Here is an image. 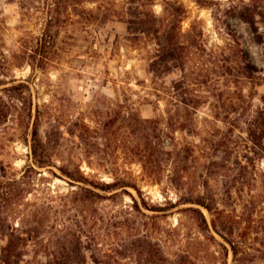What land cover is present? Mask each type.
Listing matches in <instances>:
<instances>
[{
    "label": "rangeland",
    "instance_id": "1",
    "mask_svg": "<svg viewBox=\"0 0 264 264\" xmlns=\"http://www.w3.org/2000/svg\"><path fill=\"white\" fill-rule=\"evenodd\" d=\"M136 1H65L48 22L51 0H0V190L24 188L0 200L23 238L10 263L78 239L81 264H263L264 0Z\"/></svg>",
    "mask_w": 264,
    "mask_h": 264
},
{
    "label": "trees",
    "instance_id": "2",
    "mask_svg": "<svg viewBox=\"0 0 264 264\" xmlns=\"http://www.w3.org/2000/svg\"><path fill=\"white\" fill-rule=\"evenodd\" d=\"M65 1H71V0H51V2L48 4V8H47V13H49V18H48V22L52 21L55 18H58L59 14H61L64 11H66V9L64 8V2ZM135 2H137L136 0H128L129 4H134ZM132 6V5H130ZM62 8V9H61ZM131 8V7H128ZM250 24H252L250 22ZM55 25H53L54 27ZM52 25H49L45 27V29H47L46 33L44 34L47 36H50V38L53 37V35L50 32V30H52ZM254 30L256 31L255 27ZM167 38H169V35L167 36ZM44 42H47L46 39L44 38ZM30 150L32 153V157H33V164L38 166V167H42L47 165V160L43 159V150H42V143L40 142V140L38 139V116L35 115L34 120H33V129L31 132V138H30ZM32 169V167H29ZM33 170V169H32ZM67 176L74 180V181H78V182H84V183H92L93 181H88V179H86V177L83 176L82 173H80L78 170L74 172H69V171H64ZM127 184H123L120 185L118 183H94V187L98 188L104 192H111L116 190L119 187L122 186H126ZM5 187H9V186H0V189H3ZM10 189V188H9ZM0 190V200L3 201L4 198H15L20 192H22V190L24 188L22 187H18L16 186L15 188V192H11V190ZM17 191V193H16ZM86 192L91 193L93 196L96 197H102L101 195H99L98 193H94L92 190L90 189H85ZM115 193H112L111 195H113ZM110 196V195H108ZM104 197V196H103ZM134 200V199H133ZM186 201L184 202H188V203H195V204H199L203 207L206 208V210L208 212H210L211 208L209 206V204L205 203L204 200L201 197H195V198H189V199H185ZM135 205H136V201H134ZM185 210L190 211V214L192 215V217L195 219L197 226L200 229H208V223L203 215V213L195 207H188ZM211 226L212 228L216 231V225L215 222L213 220H211ZM0 230L5 233V235L7 236V242L5 244L4 247L1 248L0 250V264H11L10 263V256H12V252L15 250V247L18 245V243H20L21 241H23V238L18 235V234H14L13 230L10 233H6L5 231V227L4 225L0 224ZM74 247L73 248H68L63 246L62 247V252H60L59 256H55L54 259H52V261H54L56 264H81L82 260H80V247L78 248V243L79 240H74ZM227 243L230 246L231 249V253L233 256V260L234 262L239 260V259H244L247 255V252L245 250V247L241 244V241H232V240H227ZM70 252L74 253V258L70 256ZM20 254L19 251L16 252V256ZM238 255H240L239 257H237ZM82 258V257H81ZM264 258V257H263ZM51 261H49L48 263H50ZM95 262V261H94ZM14 263V261H13ZM17 262L15 261V264ZM264 264V261H263Z\"/></svg>",
    "mask_w": 264,
    "mask_h": 264
}]
</instances>
